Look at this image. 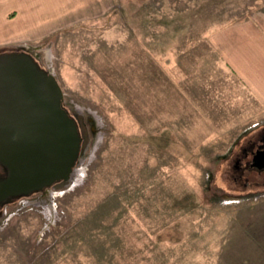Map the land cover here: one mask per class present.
I'll return each mask as SVG.
<instances>
[{
  "label": "rangeland",
  "instance_id": "rangeland-1",
  "mask_svg": "<svg viewBox=\"0 0 264 264\" xmlns=\"http://www.w3.org/2000/svg\"><path fill=\"white\" fill-rule=\"evenodd\" d=\"M49 1L35 29L0 0V53L55 75L82 148L0 202V264H264V105L214 43L264 0Z\"/></svg>",
  "mask_w": 264,
  "mask_h": 264
},
{
  "label": "water",
  "instance_id": "water-1",
  "mask_svg": "<svg viewBox=\"0 0 264 264\" xmlns=\"http://www.w3.org/2000/svg\"><path fill=\"white\" fill-rule=\"evenodd\" d=\"M62 100L55 75L30 53H0V163L9 169L0 198L71 177L81 135ZM252 166L264 168V147L254 152Z\"/></svg>",
  "mask_w": 264,
  "mask_h": 264
},
{
  "label": "crops",
  "instance_id": "crops-1",
  "mask_svg": "<svg viewBox=\"0 0 264 264\" xmlns=\"http://www.w3.org/2000/svg\"><path fill=\"white\" fill-rule=\"evenodd\" d=\"M37 1L36 9H21L26 15L22 22H32L35 29L40 26L38 23H41L42 16L38 17V14L55 16L50 10H38L42 0L39 1V7ZM80 1L75 3L78 8L81 6ZM64 6L65 3H62L61 9H64ZM47 8L53 9L54 12L57 9V0H50ZM214 43L249 93L264 105V14L226 25L216 33Z\"/></svg>",
  "mask_w": 264,
  "mask_h": 264
},
{
  "label": "flooded vegetation",
  "instance_id": "flooded-vegetation-1",
  "mask_svg": "<svg viewBox=\"0 0 264 264\" xmlns=\"http://www.w3.org/2000/svg\"><path fill=\"white\" fill-rule=\"evenodd\" d=\"M28 53H29V52H28ZM253 145H254V144H253ZM261 147H264V137L262 138L261 143H258V144L256 145L255 149L252 150V157H253L254 152H255L258 148H261ZM252 157H251L250 162L248 161V166H249L250 168H256L255 166H252ZM0 168H1L2 171H3V176H2L0 179L7 178L8 175H9V169H8L6 166L2 165L1 163H0ZM258 169H259V168H258ZM263 169H264V168H262V169H260V170H263ZM56 182H57V181H56ZM20 195H25V193L9 194V195H7V196H5V197L0 198V202H2V201L4 202L5 200H9V199H12V198L17 197V196H20Z\"/></svg>",
  "mask_w": 264,
  "mask_h": 264
}]
</instances>
